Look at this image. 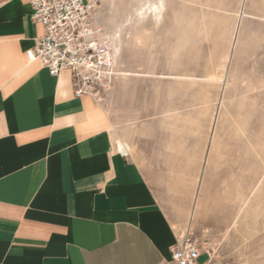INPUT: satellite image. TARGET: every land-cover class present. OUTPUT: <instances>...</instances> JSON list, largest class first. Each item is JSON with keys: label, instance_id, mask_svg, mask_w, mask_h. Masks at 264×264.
Here are the masks:
<instances>
[{"label": "crops", "instance_id": "0c3cea01", "mask_svg": "<svg viewBox=\"0 0 264 264\" xmlns=\"http://www.w3.org/2000/svg\"><path fill=\"white\" fill-rule=\"evenodd\" d=\"M31 12L0 0V264H161L203 214L205 140L124 156L100 102L28 59Z\"/></svg>", "mask_w": 264, "mask_h": 264}, {"label": "rangeland", "instance_id": "374dc122", "mask_svg": "<svg viewBox=\"0 0 264 264\" xmlns=\"http://www.w3.org/2000/svg\"><path fill=\"white\" fill-rule=\"evenodd\" d=\"M96 18L119 46L100 101L115 137L131 154L144 138L185 153L188 138L201 155L204 139L193 228L221 257L264 264V0H99Z\"/></svg>", "mask_w": 264, "mask_h": 264}, {"label": "built area", "instance_id": "2783aa9c", "mask_svg": "<svg viewBox=\"0 0 264 264\" xmlns=\"http://www.w3.org/2000/svg\"><path fill=\"white\" fill-rule=\"evenodd\" d=\"M26 1L32 21L44 28L26 51L28 59L39 62L52 76L69 71L74 95H89L100 102L114 74V56L96 22L99 0ZM170 253L161 264H239L221 257L193 227L181 233ZM202 255L208 256L205 262H199Z\"/></svg>", "mask_w": 264, "mask_h": 264}, {"label": "bare ground", "instance_id": "6f19581e", "mask_svg": "<svg viewBox=\"0 0 264 264\" xmlns=\"http://www.w3.org/2000/svg\"><path fill=\"white\" fill-rule=\"evenodd\" d=\"M148 10L151 11L154 14V16H159L161 13L160 7L155 5V4H151ZM96 17H97V15H96ZM96 22H97V18H96ZM97 25L99 26V28L103 34V37H105L108 41H110L111 45H113L114 53L117 54L119 51V46H118L117 41H116L117 40L116 34L104 33L102 27L100 26V24L98 22H97ZM110 38H112V39H110ZM116 140L118 143V149L121 151H125V149L127 147L124 144V142L120 138H116Z\"/></svg>", "mask_w": 264, "mask_h": 264}, {"label": "snow or ice", "instance_id": "6c2138e0", "mask_svg": "<svg viewBox=\"0 0 264 264\" xmlns=\"http://www.w3.org/2000/svg\"><path fill=\"white\" fill-rule=\"evenodd\" d=\"M29 55H31V53H29Z\"/></svg>", "mask_w": 264, "mask_h": 264}]
</instances>
